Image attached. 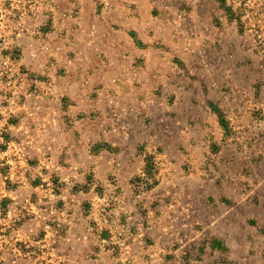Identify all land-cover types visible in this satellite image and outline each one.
<instances>
[{"label": "rangeland", "instance_id": "1", "mask_svg": "<svg viewBox=\"0 0 264 264\" xmlns=\"http://www.w3.org/2000/svg\"><path fill=\"white\" fill-rule=\"evenodd\" d=\"M213 2L241 34L221 72L248 103L197 146L170 131L165 77L108 81L117 68L78 24L104 0H0V264H264V0ZM152 96L154 142L108 145L109 115Z\"/></svg>", "mask_w": 264, "mask_h": 264}, {"label": "crops", "instance_id": "2", "mask_svg": "<svg viewBox=\"0 0 264 264\" xmlns=\"http://www.w3.org/2000/svg\"><path fill=\"white\" fill-rule=\"evenodd\" d=\"M213 1L215 0H104L106 6L103 9L94 8L79 13L80 17L83 16L79 25L82 26L83 18H88L82 26L87 34H91L87 37V42L90 41L93 48L102 44L107 51V62L104 63L116 67L117 75L121 77L109 76L108 81H126L132 74L139 80L144 75L145 81L152 78L163 81L165 77L166 84H169L165 91H176L175 105L170 107V111H173L169 115L173 123L170 131L177 130L181 140L187 145L194 142L197 146L207 143L213 139L212 131L217 129H222L227 138L219 116L227 114L225 125L230 130L231 115L238 114L241 103H248L245 99L248 98L247 95L237 86L240 78L221 72L223 66L233 61L229 58L226 62L221 48L231 53L238 45L236 36L239 33L237 30L232 32L231 22L220 17L221 10ZM110 4L111 9H107ZM216 16L223 23L216 22ZM226 31L229 33V40L225 37ZM203 63H209L211 70L201 69L204 72L201 74L198 65ZM121 65L131 66L129 74H122L123 71L118 67ZM135 65L141 67L137 68ZM164 65L171 66L173 70H169L165 76L164 73L157 74L160 69L158 66ZM151 68L156 70V74ZM148 69L150 72H146ZM210 72L213 74L211 78L203 80L211 75L208 74ZM219 79L225 83L211 86V80L216 82ZM182 82L188 84L182 86ZM123 91H126L124 87ZM161 99L162 96L142 99L135 104L137 106L125 110L116 121L109 115L110 118L103 127V137L107 144L112 147L117 145L120 147L117 151L122 152L125 140H130L128 143L134 145L154 142V132L143 130L141 121L143 116L151 115L154 127L158 106L162 105ZM163 116L166 117V113ZM179 120L185 127H178ZM148 126L153 130L152 126ZM164 136L163 143H166L169 137Z\"/></svg>", "mask_w": 264, "mask_h": 264}, {"label": "trees", "instance_id": "3", "mask_svg": "<svg viewBox=\"0 0 264 264\" xmlns=\"http://www.w3.org/2000/svg\"><path fill=\"white\" fill-rule=\"evenodd\" d=\"M221 123L224 125V122L221 120Z\"/></svg>", "mask_w": 264, "mask_h": 264}]
</instances>
